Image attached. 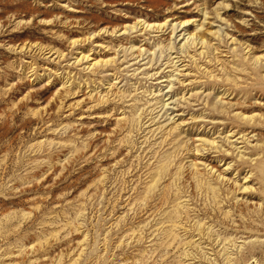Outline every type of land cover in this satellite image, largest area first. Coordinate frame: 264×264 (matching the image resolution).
I'll return each mask as SVG.
<instances>
[{
	"label": "rangeland",
	"instance_id": "1",
	"mask_svg": "<svg viewBox=\"0 0 264 264\" xmlns=\"http://www.w3.org/2000/svg\"><path fill=\"white\" fill-rule=\"evenodd\" d=\"M0 264H264V0H0Z\"/></svg>",
	"mask_w": 264,
	"mask_h": 264
}]
</instances>
